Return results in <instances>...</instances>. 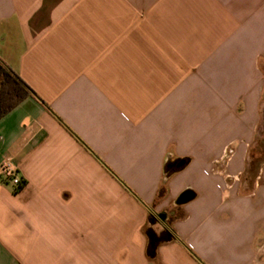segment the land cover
Listing matches in <instances>:
<instances>
[{
	"label": "crops",
	"instance_id": "obj_1",
	"mask_svg": "<svg viewBox=\"0 0 264 264\" xmlns=\"http://www.w3.org/2000/svg\"><path fill=\"white\" fill-rule=\"evenodd\" d=\"M0 60L34 92L0 120V264H264V0H0Z\"/></svg>",
	"mask_w": 264,
	"mask_h": 264
},
{
	"label": "trees",
	"instance_id": "obj_2",
	"mask_svg": "<svg viewBox=\"0 0 264 264\" xmlns=\"http://www.w3.org/2000/svg\"><path fill=\"white\" fill-rule=\"evenodd\" d=\"M33 93L34 92L29 87V85L9 65L0 60V120L13 109H15L26 98L33 95ZM60 122L64 124L62 120H60ZM97 158L101 161L99 157ZM101 163L110 172H112L103 161H101ZM188 163L189 159L187 158L170 161L167 163L166 174L171 175L176 171L183 169ZM262 163H264V135H262L260 130L257 137V142L255 146L251 148L249 174H254L256 168ZM180 164L182 165L180 166ZM112 173L127 190H129L140 202H142V200L127 186L125 182L115 175L114 172ZM183 198L184 194L179 197V204L183 201ZM158 223H163V229L161 232H158L154 229ZM146 235L148 238L147 256L150 260H156L157 251L161 245L179 240V237L175 229L172 227L171 222L169 220H161L158 215H155L151 211L149 213V226L146 230ZM193 256L203 264V262L195 254H193Z\"/></svg>",
	"mask_w": 264,
	"mask_h": 264
},
{
	"label": "built area",
	"instance_id": "obj_3",
	"mask_svg": "<svg viewBox=\"0 0 264 264\" xmlns=\"http://www.w3.org/2000/svg\"><path fill=\"white\" fill-rule=\"evenodd\" d=\"M0 183L12 184L16 191L25 186V180L21 177L19 169L10 160L0 166Z\"/></svg>",
	"mask_w": 264,
	"mask_h": 264
},
{
	"label": "water",
	"instance_id": "obj_4",
	"mask_svg": "<svg viewBox=\"0 0 264 264\" xmlns=\"http://www.w3.org/2000/svg\"><path fill=\"white\" fill-rule=\"evenodd\" d=\"M182 164H180V166H181ZM194 198V194L192 193V192H188L186 195H185V197H184V199L185 200H192ZM162 220H165V218H166V216H165V214H160V216H159Z\"/></svg>",
	"mask_w": 264,
	"mask_h": 264
},
{
	"label": "rangeland",
	"instance_id": "obj_5",
	"mask_svg": "<svg viewBox=\"0 0 264 264\" xmlns=\"http://www.w3.org/2000/svg\"><path fill=\"white\" fill-rule=\"evenodd\" d=\"M261 133H262V135H264V125H263V127L261 128ZM261 147V146H260ZM262 148V147H261ZM260 148V149H261ZM112 173V172H111ZM113 174V173H112ZM115 175H117V174H115ZM129 191V190H128ZM130 192V191H129ZM131 193V192H130ZM132 194V193H131ZM162 220V219H161ZM156 228L157 229H162L161 228V223H158L157 225H156ZM176 242V241H175Z\"/></svg>",
	"mask_w": 264,
	"mask_h": 264
}]
</instances>
